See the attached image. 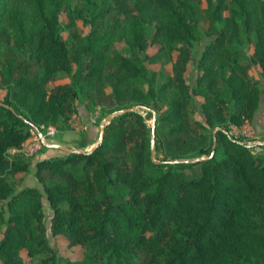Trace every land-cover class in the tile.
I'll list each match as a JSON object with an SVG mask.
<instances>
[{
	"label": "trees",
	"instance_id": "obj_1",
	"mask_svg": "<svg viewBox=\"0 0 264 264\" xmlns=\"http://www.w3.org/2000/svg\"><path fill=\"white\" fill-rule=\"evenodd\" d=\"M246 40L264 77V0H0V264H29L23 251L36 264H264V151L228 132L261 100L235 47ZM119 43L171 73L158 82ZM79 102L99 107L97 121L118 113L95 147L81 132L78 150L35 160L40 186L20 185L32 158L8 149L33 126L68 129ZM138 104L156 111L155 156L143 114L119 111ZM43 198L51 233L81 245V258L50 243Z\"/></svg>",
	"mask_w": 264,
	"mask_h": 264
},
{
	"label": "rangeland",
	"instance_id": "obj_2",
	"mask_svg": "<svg viewBox=\"0 0 264 264\" xmlns=\"http://www.w3.org/2000/svg\"><path fill=\"white\" fill-rule=\"evenodd\" d=\"M64 20H66V16L62 17ZM145 23L146 26L148 28L147 34L148 37L150 38L152 36L153 33V24L151 22H149V20L145 17ZM77 30L81 33H85L88 30V25L83 24L81 21H77ZM199 28L201 30L204 29L205 26V21L200 18L199 19ZM68 33V29H66L64 31V36H67ZM206 37H204L205 39ZM202 40L198 41L197 44V48L195 49V54L198 55L200 52V48L202 45ZM119 46L121 47V50L124 54L129 55L135 59H137L139 62H141L143 64V66H147L148 68H158L159 69V73L157 75V81L160 82L162 80H164L170 73H171V64L170 62L164 64L162 67L159 66V64L156 63H150V64H146V62L143 61L142 57L143 54L136 48L134 49H129L125 44L119 43ZM154 46H150L149 50H152ZM235 47L240 48L239 51V55L241 57H243L244 59H246L248 62L251 61L250 59V44L248 43V41L246 40V48H245V41L239 42L237 45H235ZM250 73L253 77H256L260 80L261 85H262V94H261V104H260V108L258 113H256V117L254 118V120L251 122V127H252V131H251V136L248 138H242L244 141H247L248 144H252L255 145V148H253L254 151L258 152V151H264V77L259 75V69H258V65L256 63H254L253 61H251L250 64ZM196 74V67H195V63L193 62H189L188 64V68H187V76L188 79L191 82H194V77ZM61 81H68L67 77H62L60 79ZM3 90H0V96L2 95ZM199 98L200 96H195L194 99L191 102V108L194 111L195 116L198 118H200L199 113L196 111L198 108V102H199ZM134 106V105H133ZM131 107V106H130ZM164 107V105H163ZM137 110H139L144 118L146 123L148 124V126L151 128V130L155 128V119H156V111L150 107L147 106V108H142V107H136ZM117 113V112H116ZM115 113V114H116ZM108 115H112L111 113H109ZM107 115V116H108ZM71 119V120H70ZM108 119V118H106ZM69 125L74 122V118H70L68 119ZM99 122V121H97ZM96 122V123H97ZM107 123V122H106ZM60 126L57 124V133L56 135L53 137V139H57V136L60 132ZM215 128L212 129V133H213V140L215 142ZM228 132L230 134H233L230 130H228ZM49 137H47V141ZM154 141H155V132H154ZM216 143V142H215ZM67 147L74 149L73 147L65 144ZM155 147V146H154ZM43 149H39L36 153H34L33 155H31V158H34L36 155H38L40 153V151H42ZM62 151V150H60ZM58 151V152H60ZM152 156H155V148H154V152L152 154ZM196 157H203V156H196ZM190 158H195V157H190ZM27 177L21 181L20 185H30L32 183V177L28 175H26ZM6 180L7 182L16 190L19 187V183H17L16 181V177L11 176L10 174L6 175ZM38 185L40 186V184L38 183ZM43 208H44V212L46 215V224H47V235L49 238L50 243L55 246L57 248V250L61 253L64 254L68 257H70L71 259H78L81 258L83 255V249L82 246L79 244H74V245H70L68 244V240L67 237L64 234H52L50 229H49V216L51 213V210L46 202V199L43 198ZM23 257L29 262V264H36L38 258L40 255H36L33 258H30L27 256L26 252L23 251Z\"/></svg>",
	"mask_w": 264,
	"mask_h": 264
},
{
	"label": "crops",
	"instance_id": "obj_3",
	"mask_svg": "<svg viewBox=\"0 0 264 264\" xmlns=\"http://www.w3.org/2000/svg\"><path fill=\"white\" fill-rule=\"evenodd\" d=\"M260 104H261V100H260ZM258 111L256 113H258ZM74 114H75L74 122L70 124V127L68 129H60L57 139L48 138L49 140L47 141V137L45 136L42 137V142L44 146H46V148H42L43 150L40 151V153L36 155L34 158H32L30 164V171L28 173V175L32 177V183L30 185H38V181L33 175L34 162L38 157H45L56 154L58 153V151L64 150L62 146H66L65 144L76 149V140L80 137L81 132H85L87 134V137L89 138V144L87 145L86 149L92 148V146L98 141L101 132V125L107 122V120H105V117L100 119L99 122L97 123L89 122L90 111L85 107L83 102L77 103V109L74 112ZM54 144H58V145H54ZM26 177L27 176H25V178Z\"/></svg>",
	"mask_w": 264,
	"mask_h": 264
},
{
	"label": "built area",
	"instance_id": "obj_4",
	"mask_svg": "<svg viewBox=\"0 0 264 264\" xmlns=\"http://www.w3.org/2000/svg\"><path fill=\"white\" fill-rule=\"evenodd\" d=\"M100 114L99 107H96L94 111L90 112L89 114V122L96 123L98 120ZM75 114L72 113L70 118H74ZM71 120V119H70ZM42 131L37 126H33L30 128V136L22 143L21 146L16 147L12 146L8 149V152L10 154L15 152H22L26 156H31L34 153H36L39 149L42 148L43 142L42 137H49L53 138L57 133V125L54 123H47L41 125ZM228 130H230L233 134V137L238 138L242 140V142H245L248 146H252V144H248L247 141H244L242 138H248L251 136V122L249 120H244L241 124H229ZM252 147L255 148V145Z\"/></svg>",
	"mask_w": 264,
	"mask_h": 264
},
{
	"label": "water",
	"instance_id": "obj_5",
	"mask_svg": "<svg viewBox=\"0 0 264 264\" xmlns=\"http://www.w3.org/2000/svg\"><path fill=\"white\" fill-rule=\"evenodd\" d=\"M11 107V106H10ZM136 107H142V108H147L146 105H134V106H131V107H126V108H122L121 110H119L120 112H124V111H127V110H136ZM117 111H114L112 112L111 114L112 115H108V116H105V120H108L111 116H113ZM118 113V112H117ZM108 118V119H106ZM104 125L105 124H102L101 125V132H100V137L98 139V141L92 146L95 147L99 142L100 140L102 139V136H103V132H104ZM54 145H58V144H54ZM215 146V142L213 140V147ZM62 148L65 150V151H75V150H78V149H71L69 147H66V146H62ZM90 148V149H92ZM213 149V148H212ZM150 150H151V155L153 154L154 152V131L153 129L151 130V138H150ZM213 151V150H212ZM211 151V153H212ZM202 157H195V158H176V159H171V160H168L169 162H176V161H187V162H192V161H195V160H198V159H201ZM155 161H160V160H155Z\"/></svg>",
	"mask_w": 264,
	"mask_h": 264
}]
</instances>
